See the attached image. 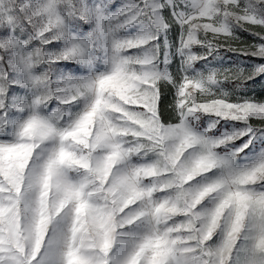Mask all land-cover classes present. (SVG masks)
Segmentation results:
<instances>
[{
	"label": "snow or ice",
	"instance_id": "6c2138e0",
	"mask_svg": "<svg viewBox=\"0 0 264 264\" xmlns=\"http://www.w3.org/2000/svg\"><path fill=\"white\" fill-rule=\"evenodd\" d=\"M0 264H264V0H0Z\"/></svg>",
	"mask_w": 264,
	"mask_h": 264
}]
</instances>
